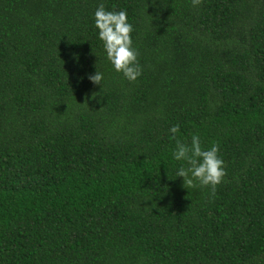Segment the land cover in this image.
Returning <instances> with one entry per match:
<instances>
[{
    "label": "trees",
    "instance_id": "16d2710c",
    "mask_svg": "<svg viewBox=\"0 0 264 264\" xmlns=\"http://www.w3.org/2000/svg\"><path fill=\"white\" fill-rule=\"evenodd\" d=\"M100 4L127 12L135 82ZM193 134L214 196L176 177ZM0 264H264V0H0Z\"/></svg>",
    "mask_w": 264,
    "mask_h": 264
},
{
    "label": "clouds",
    "instance_id": "9594fccd",
    "mask_svg": "<svg viewBox=\"0 0 264 264\" xmlns=\"http://www.w3.org/2000/svg\"><path fill=\"white\" fill-rule=\"evenodd\" d=\"M192 6L197 7L202 0H191ZM94 24L98 29V38L103 44L106 58L117 73H121L129 82H135L142 74V67L138 61V51L132 46L131 33L133 26L128 22L127 12L106 11L100 4L94 13ZM88 79L94 85H100L103 74L95 72ZM179 125L172 126L169 131L175 134ZM219 145L213 143L210 148L204 149L199 135L193 134L190 143L176 140V147L172 153L173 159L183 161L187 166H181L176 177L183 178V187L208 188L214 196L217 186L226 176L225 162L220 156Z\"/></svg>",
    "mask_w": 264,
    "mask_h": 264
}]
</instances>
